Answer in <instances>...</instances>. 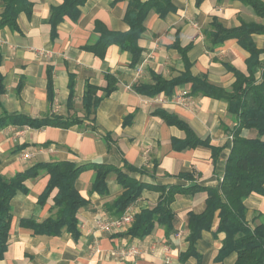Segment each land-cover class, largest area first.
Segmentation results:
<instances>
[{
    "label": "crops",
    "instance_id": "0c3cea01",
    "mask_svg": "<svg viewBox=\"0 0 264 264\" xmlns=\"http://www.w3.org/2000/svg\"><path fill=\"white\" fill-rule=\"evenodd\" d=\"M28 1L33 9L21 13L19 29H0V72L5 85L0 99V175L11 178L39 163L87 165L75 186L88 204L77 212V235L65 229L59 236L35 234L21 221L40 223L54 216L57 190L41 206L38 199L50 177L42 173L28 179L27 191H19L11 201L9 247L0 264H217L226 237L217 230L218 213L191 254L188 215L204 212L206 188L220 189L238 124L225 101L192 94L188 82L156 96L140 94L135 87H153L157 77L171 82L190 74L231 90L236 80L233 69L248 75L247 63L252 61L259 63L254 75L260 81L264 32L243 29H264V15L243 0H172L173 8L164 18L155 10L149 12L138 42L142 53L132 63V54L116 44L107 46L102 55L105 34L130 30L124 19L130 0H87L78 20L66 16L54 35L49 22L52 8L64 0ZM3 10L0 1V15ZM215 25L230 32L222 43L216 42L221 29ZM108 77L117 79L116 90L86 117L87 85L100 88V97ZM183 91L189 95L177 102L175 97ZM164 114L187 123L195 137L208 145L183 148L187 134L168 123ZM15 116L35 120L58 116L82 122L35 128L24 124V118L15 122ZM241 136L254 134L243 129ZM95 164L116 167L144 185L141 196L127 208L135 215L172 194L170 229L156 222L144 236L127 235L131 226L113 235L99 231L96 220L116 217L110 207L126 189L111 173L106 191L95 190ZM193 187L198 190L178 191ZM245 206L250 224L264 223V195L252 194ZM131 248L137 253L122 254ZM237 258L236 252H230L221 262L235 264Z\"/></svg>",
    "mask_w": 264,
    "mask_h": 264
},
{
    "label": "trees",
    "instance_id": "16d2710c",
    "mask_svg": "<svg viewBox=\"0 0 264 264\" xmlns=\"http://www.w3.org/2000/svg\"><path fill=\"white\" fill-rule=\"evenodd\" d=\"M3 5V12L0 15V29L9 27L18 30V19L23 12H32L33 5L28 0H0ZM250 4L258 13L264 15V4L259 0H243ZM87 0H64L59 7H53L50 24L53 35L56 33L58 24L67 16L74 21L80 17V7ZM173 8L172 0H130V4L125 13V21L130 25V30L126 33L110 32L104 35L102 44L105 54L109 45L116 44L125 51L132 54V63H137L142 49L138 42L146 30L145 20L151 10H155L161 17H165ZM219 25H215V27ZM221 29V28H220ZM243 30L252 32H264L263 28L245 27ZM106 36V37H105ZM230 37V32L221 29L216 35V42L222 43ZM103 38V39H104ZM249 47L253 53V58L257 57L256 52ZM2 57L0 56V66ZM259 63L254 61L247 63L248 75L233 69L235 82L231 90L217 87L209 83L206 79L193 77L190 74L183 75L179 80L167 82L157 77L155 86H137L135 90L143 95L156 96L163 91H168L171 87L188 82L192 84L191 93L201 94L205 97L223 100L228 104V112L235 118L237 127L233 136V146L227 159L225 174L220 189L206 188L208 198L206 208L201 214L192 212L188 215V228L190 235L189 253L195 250L197 240L204 230H211L215 215L218 213V231L225 233L226 237L223 247L216 258L217 264L230 252L237 253L235 264H264V223L253 226L247 220V207L245 200L252 194L264 195V66L261 80L258 81L254 75V69ZM107 86L103 89L104 94L98 96L101 90L98 87L87 85L83 99L86 117H90L99 103L107 96L111 95L117 88V79L107 78ZM5 93L4 78L0 72V99ZM73 94L71 93V96ZM72 99V98H71ZM168 123L177 126L185 131L187 138L182 142L183 148L195 145H208L207 141L197 139L187 123L180 120L175 115H163ZM24 118V124L35 128L44 126L69 127L81 123L80 119H64L63 117H47L42 120H35L30 117H14L15 122ZM247 129L254 134L253 138L241 136V131ZM96 178L94 189L99 192L106 191L107 178L109 174L116 173L118 181L126 189L123 195L114 201L110 207L116 217H121L129 205L141 196L144 185L129 178L116 167L95 164ZM87 168V165L77 166L72 162L39 163L29 168L23 173H17L11 178L0 175V262L4 259L9 247V232L13 220L11 201L19 191H27L25 182L30 178H36L40 174L49 175L48 184L44 192L39 196L38 204L45 205L57 190L54 196L53 208L57 209L54 216L43 222H36L34 219H23L21 225L31 229L35 234L47 236H59L62 231L78 234L77 212L81 207L88 204L83 199L75 183L79 175ZM200 189V188H199ZM175 190V189H174ZM198 190L178 189L181 192ZM174 199L172 194L164 196L162 200L151 210L142 211L135 215L134 222L127 232V235L144 236L150 233L154 224L158 222L169 230L174 224V215L170 208V203Z\"/></svg>",
    "mask_w": 264,
    "mask_h": 264
},
{
    "label": "built area",
    "instance_id": "2783aa9c",
    "mask_svg": "<svg viewBox=\"0 0 264 264\" xmlns=\"http://www.w3.org/2000/svg\"><path fill=\"white\" fill-rule=\"evenodd\" d=\"M189 95L188 91H183L175 97L177 102H183L186 97ZM135 219V212L131 209H128L121 217H110L103 216L96 220V228L110 235L123 233L130 226H132ZM137 253L136 248H131L128 251H123V255L130 256Z\"/></svg>",
    "mask_w": 264,
    "mask_h": 264
}]
</instances>
